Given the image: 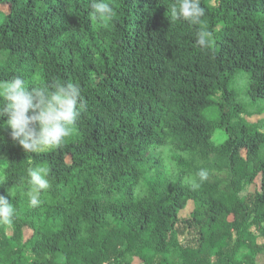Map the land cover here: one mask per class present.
Returning <instances> with one entry per match:
<instances>
[{
    "label": "trees",
    "instance_id": "1",
    "mask_svg": "<svg viewBox=\"0 0 264 264\" xmlns=\"http://www.w3.org/2000/svg\"><path fill=\"white\" fill-rule=\"evenodd\" d=\"M107 2L105 25L91 0H0V81H70L83 96L58 149L25 152L0 117V195L17 209L11 235L0 224V264H254L239 253L257 235L264 249V129L240 100L264 102V0H201L196 26L171 21L174 0ZM198 31L211 33L207 48ZM239 73L243 90L231 86ZM166 148L171 174L157 169ZM39 166L51 186L32 207L28 169ZM189 200L192 247L176 240Z\"/></svg>",
    "mask_w": 264,
    "mask_h": 264
},
{
    "label": "clouds",
    "instance_id": "2",
    "mask_svg": "<svg viewBox=\"0 0 264 264\" xmlns=\"http://www.w3.org/2000/svg\"><path fill=\"white\" fill-rule=\"evenodd\" d=\"M90 9V18L105 25L114 14L107 0H91ZM168 13L173 22L186 21L196 26L201 23L206 9L201 0H174ZM210 41V32H197V45L207 48ZM82 108V90L70 81L32 87L20 76L0 81V117H7L11 140L27 153L62 147L73 134ZM200 175L204 177L203 172ZM28 184V202L32 207H38L42 192L51 186L49 169L43 166L29 168ZM16 215L17 209L10 196L0 195V224L11 226Z\"/></svg>",
    "mask_w": 264,
    "mask_h": 264
},
{
    "label": "rangeland",
    "instance_id": "3",
    "mask_svg": "<svg viewBox=\"0 0 264 264\" xmlns=\"http://www.w3.org/2000/svg\"><path fill=\"white\" fill-rule=\"evenodd\" d=\"M9 8L6 5L0 4V13L6 14L8 13ZM1 20V19H0ZM244 76V75H243ZM236 79H233L231 81V86H233L237 90H243L244 88V81L242 78V74L239 73L235 76ZM240 102L245 105V112L241 114L243 116L244 120L247 123L255 124L257 125V128H263L264 129V102L258 103V104H252L249 99L242 94ZM238 118V117H237ZM227 137L226 132L223 129L217 130L213 136L212 140L215 143L222 142ZM174 152L170 151L169 149H165L163 152V165L161 167H158L159 172H164L166 174H171L172 170L175 169V159H173ZM177 156L183 155V154H176ZM186 161L192 160L191 156H184ZM214 173L218 174L216 170H213ZM223 175V174H221ZM204 176H206V173H204ZM258 184V182H256ZM249 185L247 188V191H254L256 189L257 184ZM142 184H145L142 182ZM194 208V202L192 200H189L182 210L179 211L178 217L179 221L176 226V240L180 241L184 245L189 246H196L197 245V239L196 236L198 235L197 231L193 228L191 230V234L189 237L184 240V231H185V225L186 220L190 217V214ZM233 217L229 216V220H232ZM248 230L254 234H258V229L255 228L253 224H250L248 227ZM5 231L7 235H11L12 233V225L8 226L6 225ZM32 234V231L29 227L23 228V234H22V240L26 241ZM261 236L257 235L255 240H249L248 245L244 246L239 253V256L241 257L242 261H253L254 264H264V249L257 248L261 245L262 240ZM255 242V244H254ZM254 250V251H251ZM177 260V257H174ZM172 259V258H171ZM131 263L132 264H143L142 260L139 258L138 255H134L131 257Z\"/></svg>",
    "mask_w": 264,
    "mask_h": 264
}]
</instances>
